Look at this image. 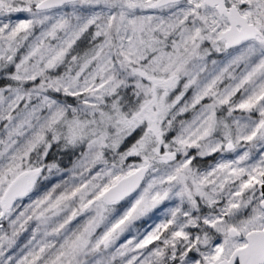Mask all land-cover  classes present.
<instances>
[{"label": "snow or ice", "instance_id": "1", "mask_svg": "<svg viewBox=\"0 0 264 264\" xmlns=\"http://www.w3.org/2000/svg\"><path fill=\"white\" fill-rule=\"evenodd\" d=\"M0 122V264H264V0H0Z\"/></svg>", "mask_w": 264, "mask_h": 264}, {"label": "rangeland", "instance_id": "2", "mask_svg": "<svg viewBox=\"0 0 264 264\" xmlns=\"http://www.w3.org/2000/svg\"><path fill=\"white\" fill-rule=\"evenodd\" d=\"M37 34H38V30H37ZM24 51H25V49H21L20 52L17 54V56L19 57L20 55H22ZM211 59L221 60V59H223V56L221 54H213V56L209 58V68H211V63H210ZM190 96H191V91L188 93V97H190ZM188 97H186V99ZM191 116H192V113L189 112V113L184 114V116H182V117H178V120H180V119H191ZM170 135H172V134H170ZM2 138H5V133H4V130H3V122H0V139H2ZM192 151L194 152L195 150H192ZM226 155H229L230 156L231 154H226ZM205 159H210L207 164H204L203 166H199V164L197 163L198 166L202 170L208 168V166L210 164H212L216 160H218L219 159V155H214L212 157H207ZM134 162H139V158H137V157H130L128 159V161H126V163H134ZM63 178L64 179H68L69 177H68L67 174H65L63 176ZM59 179H60V177H55L52 180H50L48 182H45L43 185H41V187L39 189H37V190L33 191L32 193H30L29 197L24 198L19 203L21 205L28 204L31 199H35L38 195H42L43 192L45 190H47L48 188H50L52 184H54L56 182H59ZM167 206H169L167 204V202H166L165 205H161L160 206V209H157L154 213H152L149 218H145L144 220H141V221L137 222V227H139V228H141V230H143L149 224H152L153 221H157L158 222V220L161 218L160 217V210L162 208H164V207H167ZM19 210H22V208L18 209V211ZM83 219H84V217H82V216L81 217H78L76 220H74L72 222V225H70L69 227H75L76 225H78L79 223H81L83 221ZM5 226H6V222H5ZM32 227H34V222L29 225V231L28 232H24V233L21 234V236L19 237V240H18V245H23L27 241V239L30 236V232H31ZM127 238H129V234L126 233L125 236H122L121 237L120 241H118L117 244L123 243Z\"/></svg>", "mask_w": 264, "mask_h": 264}, {"label": "trees", "instance_id": "3", "mask_svg": "<svg viewBox=\"0 0 264 264\" xmlns=\"http://www.w3.org/2000/svg\"><path fill=\"white\" fill-rule=\"evenodd\" d=\"M87 47L86 44H79L78 50L81 51V53L83 52V50ZM58 72H62L63 71V67H61L60 69L57 70ZM131 142H133L131 139L126 142L125 145L122 146V150H124L125 148H127L128 146H130ZM210 159H204V160H198L197 163L199 164V166H203L204 164H207L208 161ZM64 164L67 165V159L64 160Z\"/></svg>", "mask_w": 264, "mask_h": 264}, {"label": "water", "instance_id": "4", "mask_svg": "<svg viewBox=\"0 0 264 264\" xmlns=\"http://www.w3.org/2000/svg\"><path fill=\"white\" fill-rule=\"evenodd\" d=\"M26 198V197H25Z\"/></svg>", "mask_w": 264, "mask_h": 264}]
</instances>
